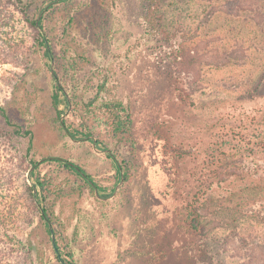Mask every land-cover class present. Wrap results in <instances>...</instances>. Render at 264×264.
I'll list each match as a JSON object with an SVG mask.
<instances>
[{
    "label": "rangeland",
    "instance_id": "obj_1",
    "mask_svg": "<svg viewBox=\"0 0 264 264\" xmlns=\"http://www.w3.org/2000/svg\"><path fill=\"white\" fill-rule=\"evenodd\" d=\"M165 3L105 0L106 9L111 12L110 34L94 38L95 43L100 40V47L106 45L92 51L91 63L81 59L77 65L74 77L77 91L73 95L79 104L76 111L72 98L64 93H60L58 112L54 110L56 82L50 69H55V63L45 58L48 64L45 67L34 57L31 63L27 62L26 28L20 27V34L15 33L22 39L17 59L6 45L8 37L4 35V40H0V105L10 109L11 120L16 123L12 127L5 125L0 117V264H58L51 236L40 218L39 205L46 206L53 219L61 235L63 253L73 252L77 264H210L204 243L214 246L215 238L206 239L189 230L188 211L183 205L195 191L208 185L202 184L198 189L196 180L210 160V152L220 147L216 127L222 122L230 124L227 119H232L221 118L217 113L218 116L219 106L230 102V111L237 112L257 103V99L261 101L249 92L255 90L258 76L264 92V75H260L261 69L254 62V57H262L264 52L251 50L243 68L205 67L195 73L182 72L174 64L179 46L189 44L200 49L201 41L206 39L209 47L226 50L244 35L249 43L251 37L242 31L248 19L206 23L209 3L205 0L194 1L188 11L187 0H182L179 5L185 11L181 16L164 14L168 9ZM175 16L193 24V33L159 28L160 18ZM55 20L62 22L61 12L56 13ZM74 43L85 54L78 38ZM102 83H105L101 94L104 98L121 101L131 109L130 137L134 142L130 146L125 147V142L113 138L100 115L86 114L83 107L86 98ZM209 83L216 84L219 90L208 89ZM66 97L70 98L72 109L64 121L86 123L96 134L91 138L97 143V135L102 139L101 149L123 154V159L132 166L128 180L124 178L121 182L120 173L125 171L122 158L116 162L107 154L96 152L89 139L75 141L64 135L61 117L69 111ZM249 99L252 101L246 104ZM16 130L20 133L16 134ZM47 157L72 159L103 190L92 191L84 183L80 189L73 188L68 184L73 177L65 176V170L57 164L46 163L37 173L48 184L51 181L59 185L62 180L63 184L53 186L56 191L47 201L38 199L31 161ZM212 168L215 169L213 165ZM222 185L225 189L220 193L229 195L225 190L233 186ZM36 189L40 194L39 187ZM236 202L237 197L212 206L214 210L222 208L223 214L230 217L239 210ZM260 203L264 208V198ZM257 209L245 207L244 212L251 214ZM214 219L219 220L217 215Z\"/></svg>",
    "mask_w": 264,
    "mask_h": 264
},
{
    "label": "trees",
    "instance_id": "obj_2",
    "mask_svg": "<svg viewBox=\"0 0 264 264\" xmlns=\"http://www.w3.org/2000/svg\"><path fill=\"white\" fill-rule=\"evenodd\" d=\"M56 1L0 0V40L3 41L5 36L8 37L6 45L13 53V58L17 59V54L22 47V39L20 40V35L17 36L15 33L19 31L20 27L26 28L29 41L24 47L28 49L30 58L27 62L31 63V58L34 57V60H39L45 67H48L44 61L45 58L51 63H55V69H50L51 77L56 82L53 95L54 110L58 112L60 93H64L65 96L69 95L72 98L73 111H76L79 109V104L73 95L77 91L74 80L78 72L77 65L81 59L91 63L92 51L103 49L106 45L104 43L100 47V40H96L97 43H95L94 38L98 36L102 39V35L105 34L109 36L111 12L107 10L108 8L106 9L105 0H62L55 4ZM155 1L161 5L166 2L168 9L164 11V14L173 13L181 16L185 11V8L179 5L182 0ZM194 1L196 2V0H187V11L190 10ZM205 1L209 3L206 11V23L217 22L221 19L228 22H237L242 17L248 19V24L242 31L251 37L248 40L249 43L245 42L244 37L248 36L244 35V37L235 39L226 50L218 49L217 51L215 48L209 47V40L207 42L206 39L201 41V50L197 46L190 47L189 44L186 46L182 44L174 58L177 68L182 72L188 70L190 73H195L198 69L205 67L212 70H223V68L236 66L243 68L248 64L251 50H256L258 53L264 52V0ZM57 12L62 13V22H56ZM192 20L193 18L190 16L189 21ZM157 24L159 28L175 29L188 35L195 30L194 25L187 22L186 18L181 20L176 16L160 18ZM77 38L82 43L85 54L78 51L74 43V39ZM1 54L0 52V56ZM254 58H256L254 62L258 63L256 67L261 69L260 75H264V56H255ZM259 83L260 76L254 83L255 90L249 92V87H246L245 90L259 96L261 101L257 99V103L246 105L237 112L230 111V102L219 106L216 114L219 113L221 118L224 116L232 119H227L230 124L222 122L220 126L216 127L219 128L217 136L220 139L218 143L220 147L216 151L210 152V160L204 165L203 173L196 180L198 189L202 184L208 185L195 191V195L186 205H183L188 211L186 218L189 230L200 233L203 237L206 236V239L207 236L210 239L215 238L214 246H209L206 241L204 243V253L210 259V264H264V208L260 203L264 198V92ZM104 84L96 87L93 95L86 98L83 107L86 114L97 113L100 115L113 138L125 142V147L130 146L129 143L133 144L134 142L130 137L133 128L131 109L121 101L104 98L101 95L104 92ZM207 88L219 90V87L213 83L207 84ZM206 94L204 92V95ZM251 101L247 100L246 104ZM66 102L69 105L67 97ZM0 117L4 119L5 125L12 127L16 124L12 122L10 109L5 104L0 105ZM233 118L236 120L233 121ZM62 131L66 137L83 142L87 139L93 142L91 136L96 135L86 123L76 125L72 122L69 123L68 120L64 121ZM15 132L16 134L20 133L19 130ZM29 139L31 141V138ZM97 139V146L102 148L100 147L104 145L102 139L98 135ZM107 156L116 162L122 158L125 171L122 172L121 166L119 171L128 180L132 172L131 162L123 159V154L118 151L113 150V153L107 154ZM222 157H225V160H222ZM31 162L35 168L31 172V177H35V188L39 187L40 190V194L39 192L36 194L38 199L41 197L47 201L48 197L55 193V188L63 184V180L59 185H53L51 181L48 184L44 177L37 173L39 167L46 163L57 164L65 170V176L73 177V182L72 180L68 182L73 188L77 186V189H80V184L84 183L92 191L103 190L86 169L76 165L70 158L47 157L42 161L32 160ZM212 165L215 169L212 168ZM120 178H122L121 173ZM223 183L233 186L231 190H225L229 194L227 196L220 193L225 189ZM29 189L31 195L34 196L32 188ZM236 197L239 210L232 213L230 217L223 214L225 210L222 208L213 209L215 202L223 204L229 198ZM250 206H257L259 209L251 214L245 213V207ZM43 209L45 215H42L40 210V218L47 233L51 236L50 244L54 247L57 263L77 264L73 252L63 253L64 248L60 245L61 235L57 233L54 221L49 217L46 206H43ZM215 215L219 220L214 219ZM53 235L57 236L55 245L52 241Z\"/></svg>",
    "mask_w": 264,
    "mask_h": 264
},
{
    "label": "water",
    "instance_id": "obj_3",
    "mask_svg": "<svg viewBox=\"0 0 264 264\" xmlns=\"http://www.w3.org/2000/svg\"><path fill=\"white\" fill-rule=\"evenodd\" d=\"M58 1H61V0H58ZM54 66V65H53ZM68 101H69V111L65 114V115H63L62 117H61V123L64 125V119H65V117L69 114V112H70V110L72 109V104H71V100H70V98H68ZM93 147H94V149H95V151L96 152H98V153H102V154H111V151H109V150H107V149H101V148H99L98 146H97V140L94 138L93 139ZM123 180H124V175H123V173H122V178H121V182H123ZM34 192H35V195L37 194V189L36 188H34ZM39 208H40V210H41V213H42V215H45V212H44V209H43V207L41 206V205H39ZM47 219V218H46ZM50 227H51V225H50ZM51 229H52V227H51ZM52 241H53V243H54V245H55V236L53 235V237H52Z\"/></svg>",
    "mask_w": 264,
    "mask_h": 264
}]
</instances>
